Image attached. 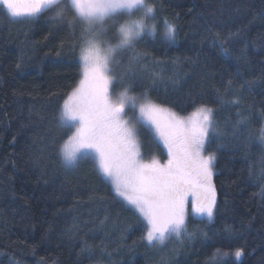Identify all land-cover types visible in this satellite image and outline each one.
<instances>
[{
    "label": "trees",
    "instance_id": "1",
    "mask_svg": "<svg viewBox=\"0 0 264 264\" xmlns=\"http://www.w3.org/2000/svg\"><path fill=\"white\" fill-rule=\"evenodd\" d=\"M146 3L155 34L115 53L111 92L146 94L185 118L212 109L213 217L188 216L179 236L150 244L146 222L91 159L68 167L61 150L73 128L61 115L88 26L67 0L35 17L0 6V264H264V0ZM104 27L106 49L118 24ZM137 127L144 159L165 163L167 149ZM218 249L243 256L214 262Z\"/></svg>",
    "mask_w": 264,
    "mask_h": 264
},
{
    "label": "snow or ice",
    "instance_id": "2",
    "mask_svg": "<svg viewBox=\"0 0 264 264\" xmlns=\"http://www.w3.org/2000/svg\"><path fill=\"white\" fill-rule=\"evenodd\" d=\"M67 2L77 17L86 22L89 35L80 55L82 79L62 109L63 126L75 128L62 146L65 162L74 165L82 154L93 152L99 170L111 179L115 192L147 221L149 242L162 243L169 235L179 236L184 231L189 191L196 194L194 211L211 220L216 204L212 183L215 156L204 152L211 142L212 109L199 107L185 118L154 103L146 94L132 96L125 90L113 99L110 93L115 78L109 75V65L115 53L133 48L145 33L155 34L156 24L148 23L155 20L154 6L146 0ZM59 3L61 0H0L11 17H35ZM108 20L118 24L119 42L109 44L105 51L98 37L107 32L104 25ZM164 24L165 35L174 40L175 26L166 20ZM137 109V123L146 126L167 149L165 163L155 157L147 162L141 159L137 129L124 119L126 110L135 114ZM229 255L239 260L243 250L230 254L218 249L213 260Z\"/></svg>",
    "mask_w": 264,
    "mask_h": 264
},
{
    "label": "rangeland",
    "instance_id": "3",
    "mask_svg": "<svg viewBox=\"0 0 264 264\" xmlns=\"http://www.w3.org/2000/svg\"><path fill=\"white\" fill-rule=\"evenodd\" d=\"M0 6L6 11V13L10 16V14L8 13V11H7V9H6V7L4 6V5H2V4H0ZM11 17V16H10ZM12 18H19V17H12ZM165 29V28H164ZM165 32V31H164ZM108 47V46H107ZM103 49V48H102ZM107 49V48H106ZM106 49H103V50H105L106 51ZM80 55H81V53H80ZM79 62H80V67H81V78H80V80L82 79V68H83V65H82V62H81V60H80V58H79ZM80 80H79V82H80ZM79 85V83L77 84V86ZM76 86V87H77ZM110 93H111V96H112V98L113 99H116V97L117 96H119V94L120 93H117V94H115V95H113L112 94V92H111V86H110ZM133 111L132 110H126V112H125V115H124V119H126V120H128V121H130V123L132 124V125H134L135 127H136V129H137V133H138V125L140 124V123H137V116H138V109L136 110V112H135V114H134V112L132 113ZM64 122V121H63ZM65 123V122H64ZM69 123H71V122H69ZM73 129H72V132H74L75 131V128L74 127H72ZM137 138H138V135H137ZM138 141H139V138H138ZM140 144V143H139ZM140 152H141V159L142 160H144L145 162H147V161H150V160H146V159H144V156H143V153H142V148L140 147ZM61 155H62V150H61ZM82 157H87V158H89V159H91L94 163H95V166L97 167V169L99 170V168H98V164H97V161H96V158H95V154L93 153V152H91V151H89V152H87V153H85V154H82ZM62 158H63V155H62ZM63 160H64V158H63ZM64 162H65V160H64ZM65 164L68 166V167H70L71 165H69V164H67L66 162H65ZM100 171V170H99ZM100 173L104 176V174L100 171ZM104 177H106V176H104ZM110 182H111V184H112V181H111V179L109 178V177H106ZM113 185V184H112ZM114 186V185H113ZM118 195V194H117ZM119 196V195H118ZM125 203H127L130 207H132L140 216H141V218L146 222V224H147V221L143 218V216L139 213V211L133 206V205H131V204H129L128 203V201H126L123 197H121V196H119ZM188 216H191V217H198V216H206V215H202V214H198V213H196L195 211H194V209H193V203L192 202H190L188 199H186V218H185V220L187 221V219H188ZM147 233V232H146ZM170 236H176L175 234H171V235H169L168 237H170ZM167 237V238H168ZM166 238V239H167ZM145 239H146V236H145ZM165 239V240H166ZM164 240V241H165ZM146 241H147V239H146ZM163 241V242H164ZM148 243H150V244H152V243H157V242H155V241H153V242H149V241H147ZM162 242V243H163ZM162 243H158V244H162ZM229 257H231V258H233V259H236L235 258V256L234 255H230ZM240 259V258H239ZM213 260V259H212ZM237 260V259H236ZM216 260H214V262H215Z\"/></svg>",
    "mask_w": 264,
    "mask_h": 264
}]
</instances>
